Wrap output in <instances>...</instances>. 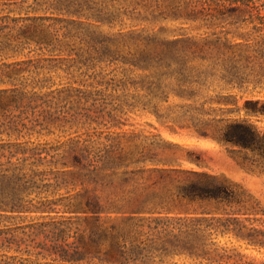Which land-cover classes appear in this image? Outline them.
<instances>
[{"label":"rangeland","instance_id":"rangeland-1","mask_svg":"<svg viewBox=\"0 0 264 264\" xmlns=\"http://www.w3.org/2000/svg\"><path fill=\"white\" fill-rule=\"evenodd\" d=\"M253 6L264 15V0H0V90L21 88V80L48 78L54 85L36 90L49 92L76 78L90 83L91 76L99 73L106 79H140L149 71L136 69L125 58L171 48L191 55L195 42L205 43L219 60L235 57L249 74L245 87H231L229 72L219 64L195 78L192 87L199 93L190 95L179 91L175 75L168 72L162 78L168 98L160 91L133 87L114 91L105 84L92 87L76 82L72 86L102 90L87 106L95 97H105L104 102L90 109L76 106L82 118L76 123L51 122L37 110L35 117H40L42 126L30 134L25 130L16 139L2 133L0 144L21 142L43 150L42 163L35 169L51 187L28 198L35 204L57 203L52 211L1 213L0 240L5 245L0 247V264H264V156L198 131L212 117H240L264 134V113L247 114L245 107L247 99L264 101V58L257 50L264 34L248 21L257 12ZM75 10H103L111 19L87 18L74 14ZM92 32L110 41L119 52L118 61L96 62L94 67L76 63L88 56L78 53ZM216 42L221 49L212 51ZM246 56L252 57L250 62ZM200 62L205 68L209 60L192 61ZM18 70L22 79L13 82L9 74ZM220 94L228 97V103L223 98L218 102ZM205 100L209 102L202 106ZM85 143L102 156L101 168L90 178L72 158V148ZM121 155L125 159L119 163ZM25 169L31 173L29 166ZM184 170L229 178L238 193L236 201L219 208L204 203L210 213L200 209L134 212L129 198L174 190L186 178ZM93 195L101 201L98 212L86 206L87 197ZM199 206L195 203L191 208ZM196 218L205 228L201 256L184 249L177 237ZM227 224L234 231H223ZM111 234L118 236L125 252L122 262L107 255Z\"/></svg>","mask_w":264,"mask_h":264},{"label":"trees","instance_id":"trees-1","mask_svg":"<svg viewBox=\"0 0 264 264\" xmlns=\"http://www.w3.org/2000/svg\"><path fill=\"white\" fill-rule=\"evenodd\" d=\"M253 7L257 12L254 15L252 14L248 21L253 23V28L256 32L264 34V15L261 14L257 7ZM73 13L98 20L111 19V16L103 10L92 12L75 10ZM194 46V50L192 52L189 51L191 55L177 48H171L155 50L152 53L142 51L140 57L125 58L123 61L132 64L136 69L149 71V73L142 75L140 79L130 76L106 79L105 75L99 73L91 76L93 80L90 83L87 82L88 79L86 78L81 80L76 78L72 81L69 80L67 85L61 84L60 88L52 89L49 92H39L36 88L42 90L44 88H51L54 85L51 79H36L28 82V80H21V70L12 72L9 74V78L13 82L16 79L21 80L22 86L21 88L14 87L0 90V137L5 132L10 137L15 136L16 139H19L25 130L30 134L31 132L29 131L35 130L37 126H42V122L39 120L40 117H35L37 110H39V116L44 117L45 120L55 123L62 121L65 124L70 122L76 123V121L82 119L78 118L79 113L75 110L76 106L90 109L92 106H97L100 100L102 103L104 102L105 97H95L90 102V105L87 106L93 95H102V90L94 92L72 86L76 82L92 87L105 84L106 88L111 87L114 91L122 89L126 92L131 87L135 90H147L148 93L160 91L165 98H168V93L163 88L164 81L162 78L164 74L172 72L178 82L176 86L179 91L196 95L199 92L192 87L195 78L202 77L203 74L205 75L207 72H210V68L213 69L214 66L219 64L229 72L230 78L228 83L231 87L243 88L249 82V74L242 70L243 68L239 65L240 60L233 56L219 60L210 54L211 49L206 48L205 43L195 42ZM221 46L216 42L212 51L221 49ZM257 50L260 56L264 58V39L258 40ZM95 51L98 53L97 57L92 55ZM118 53V50L112 47L110 41H107L103 36L96 35V32H92V37L87 41L85 47H80V52L78 53L79 57L84 54H88V56L83 59L80 58L76 63H90L93 67L96 62L108 61L112 63L119 60ZM201 53L203 56H201ZM198 57L209 60L205 68H203L204 63L202 62L199 64L192 63ZM251 59V56H246L247 61L250 62ZM25 78L27 79L28 77ZM29 85L32 87L30 90L27 89ZM218 97L219 103L222 98L228 103L226 95L220 94ZM117 99H121V97L119 96ZM207 102L209 100L203 101L202 106ZM121 104L122 102L118 106L121 107ZM245 107L247 114L264 113V101L247 99ZM233 110L229 109L230 112ZM204 112L209 113L207 111ZM31 113L34 117H31ZM110 114V117L116 121V116L112 113ZM83 115L89 117L88 114ZM207 122V126H202L198 130L203 135H212L219 142L237 146L239 150L249 149L256 151L264 156V134L249 119L240 117H212ZM40 132V130H37V133ZM42 152L43 150L39 147L28 148L22 146L21 142L0 144V215L2 212L7 211L21 213L52 211L55 209L54 206L57 201H41L35 204L33 199L28 198L33 193L40 195L45 191H49L51 187V184L43 183V179L41 178L43 173L35 169L36 166L42 163ZM19 153L22 156H18ZM3 156L6 157L5 161L1 160ZM101 157V154L95 152L93 146L88 143L78 148H72L74 164L81 168V172H84L85 178H90L96 169L99 168L100 165L98 163L101 161ZM13 158L16 160L13 161ZM32 158L33 160H31ZM124 159L125 156L123 158L121 155L119 163H122ZM27 166H29L31 173L26 171L25 167ZM184 173L187 175L186 178L178 181L174 190L155 191L148 193L144 197L129 198L128 201L133 205L134 212H170L176 209L191 212V210L197 211L200 209L201 213H210L211 211L204 206V203L210 204L213 202L219 208L221 205H231L238 197L234 184L225 176L197 170H184ZM195 203L200 205L199 208H191ZM86 206L87 209L98 212V209L101 207L98 195H93V197L88 196ZM193 220L192 227L189 229L181 228L179 230L181 235L177 237L180 238L178 240L182 242L184 249H189L192 254L201 256L205 254V228L201 227V218ZM208 225L217 227L212 223ZM225 226L223 231H234L229 228L228 224ZM111 237L113 243L107 255L109 259L122 262L125 252L121 248L120 240L115 234H111ZM6 241L11 242L10 238ZM4 245L5 242L0 240V247H4Z\"/></svg>","mask_w":264,"mask_h":264}]
</instances>
